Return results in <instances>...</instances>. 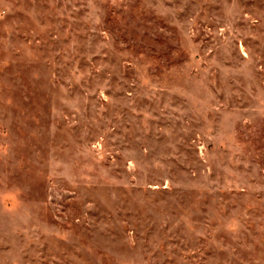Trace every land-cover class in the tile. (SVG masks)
Segmentation results:
<instances>
[{"label":"rangeland","instance_id":"obj_1","mask_svg":"<svg viewBox=\"0 0 264 264\" xmlns=\"http://www.w3.org/2000/svg\"><path fill=\"white\" fill-rule=\"evenodd\" d=\"M0 264H264V0H0Z\"/></svg>","mask_w":264,"mask_h":264}]
</instances>
